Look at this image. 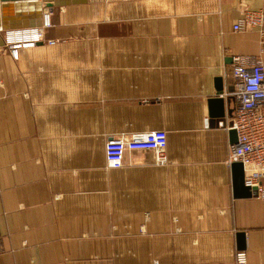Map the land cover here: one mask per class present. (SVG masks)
<instances>
[{
    "label": "crops",
    "instance_id": "1",
    "mask_svg": "<svg viewBox=\"0 0 264 264\" xmlns=\"http://www.w3.org/2000/svg\"><path fill=\"white\" fill-rule=\"evenodd\" d=\"M64 1L42 9L52 42L0 47V264H235L238 231L264 264V200L233 195L227 162L232 56L264 62L233 25L264 0ZM13 3L7 22L35 18ZM158 129L166 163L107 167V140Z\"/></svg>",
    "mask_w": 264,
    "mask_h": 264
},
{
    "label": "built area",
    "instance_id": "2",
    "mask_svg": "<svg viewBox=\"0 0 264 264\" xmlns=\"http://www.w3.org/2000/svg\"><path fill=\"white\" fill-rule=\"evenodd\" d=\"M51 26L49 14L43 12L40 26L17 29H1L4 46L13 54L21 47H34L45 39L46 29ZM258 27L264 52V10H244L233 25L239 31ZM231 77L234 90V118L230 126L236 130L237 142L230 145L229 164L239 161L243 165L244 185L255 188V196L264 200V62L261 57L233 55ZM167 133L163 129L120 136L106 141L104 155L107 167L122 168L130 164L129 153H151L154 164L167 161L165 149ZM1 253V246H0ZM235 264H247L246 253L236 251Z\"/></svg>",
    "mask_w": 264,
    "mask_h": 264
},
{
    "label": "water",
    "instance_id": "3",
    "mask_svg": "<svg viewBox=\"0 0 264 264\" xmlns=\"http://www.w3.org/2000/svg\"><path fill=\"white\" fill-rule=\"evenodd\" d=\"M86 0H65L61 4L56 5H66V4H77L82 3ZM16 5V14L23 15L25 10L29 11L30 7L33 6V12H35V18L29 23H12L7 22L4 18V6L11 4ZM2 4V5H1ZM52 0H0V5L2 6L0 10V28L1 29H17V28H29V27H37L41 25L42 22V9L51 10L55 5ZM4 46L3 38L0 34V47ZM216 91L217 94H220L223 91V77L219 76L216 78ZM232 96L229 97L231 99ZM210 114L215 117H221L223 115V107H224V98L217 95L210 99ZM231 142H237V134L235 129H230L229 131ZM232 174H233V195L235 197H250L255 194V188H250L244 185V170L241 162L236 161L231 164ZM238 245V250H244L245 246V235L243 231H238L236 233Z\"/></svg>",
    "mask_w": 264,
    "mask_h": 264
}]
</instances>
